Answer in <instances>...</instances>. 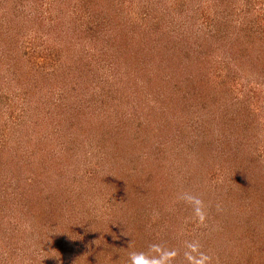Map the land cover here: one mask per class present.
Masks as SVG:
<instances>
[{"label":"rangeland","instance_id":"1","mask_svg":"<svg viewBox=\"0 0 264 264\" xmlns=\"http://www.w3.org/2000/svg\"><path fill=\"white\" fill-rule=\"evenodd\" d=\"M0 264H264V0H0Z\"/></svg>","mask_w":264,"mask_h":264}]
</instances>
